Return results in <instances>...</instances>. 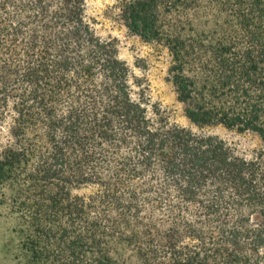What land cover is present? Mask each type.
<instances>
[{
  "label": "trees",
  "instance_id": "trees-1",
  "mask_svg": "<svg viewBox=\"0 0 264 264\" xmlns=\"http://www.w3.org/2000/svg\"><path fill=\"white\" fill-rule=\"evenodd\" d=\"M113 9L167 50L199 130L151 100L87 0H0V264H264V0Z\"/></svg>",
  "mask_w": 264,
  "mask_h": 264
},
{
  "label": "rangeland",
  "instance_id": "rangeland-1",
  "mask_svg": "<svg viewBox=\"0 0 264 264\" xmlns=\"http://www.w3.org/2000/svg\"><path fill=\"white\" fill-rule=\"evenodd\" d=\"M115 0H87V12L96 21L95 27L99 35L116 39L119 56L132 68L135 75L144 76L148 93L152 101L159 102L168 114L171 122L198 131L183 111V105L176 99V94L169 80L168 67L170 56L160 44L145 42L129 32L114 18ZM205 131L216 134L226 140L236 142L244 152L253 148L258 140L249 134H238L221 126L205 128ZM2 210L0 209V257L2 244L7 239Z\"/></svg>",
  "mask_w": 264,
  "mask_h": 264
}]
</instances>
